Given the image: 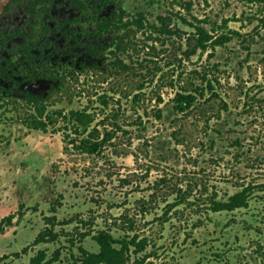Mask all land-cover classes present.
I'll return each mask as SVG.
<instances>
[{
    "label": "rangeland",
    "instance_id": "374dc122",
    "mask_svg": "<svg viewBox=\"0 0 264 264\" xmlns=\"http://www.w3.org/2000/svg\"><path fill=\"white\" fill-rule=\"evenodd\" d=\"M121 5L114 52L51 91L45 104L63 112L48 131L27 126L36 104L0 106V220L16 213L2 263L44 249L81 264L80 247L98 250L94 234L110 228L146 238L147 264H264V0ZM179 92L196 102L181 110ZM71 109L93 116L85 134ZM88 135L98 151L80 149ZM244 187L249 206L212 209ZM46 226L58 239L35 243Z\"/></svg>",
    "mask_w": 264,
    "mask_h": 264
},
{
    "label": "flooded vegetation",
    "instance_id": "af4514ba",
    "mask_svg": "<svg viewBox=\"0 0 264 264\" xmlns=\"http://www.w3.org/2000/svg\"><path fill=\"white\" fill-rule=\"evenodd\" d=\"M121 1L0 0V106L47 107L66 78L101 67L118 45Z\"/></svg>",
    "mask_w": 264,
    "mask_h": 264
},
{
    "label": "trees",
    "instance_id": "16d2710c",
    "mask_svg": "<svg viewBox=\"0 0 264 264\" xmlns=\"http://www.w3.org/2000/svg\"><path fill=\"white\" fill-rule=\"evenodd\" d=\"M142 23V22H141ZM199 30V43L196 47H205L206 42L210 39L211 35L203 27H198ZM177 106L184 110L186 107H191L197 100V95L192 92L181 93L179 92L176 97ZM32 103L36 102L37 109L32 111L29 116L26 117L25 121L29 128L35 130L48 131L49 127L54 125L56 122V114H62V110L52 112L48 107H42L41 102L36 98L31 99ZM58 116V115H57ZM68 121L78 122L74 126L75 132L85 134L86 130H81L77 127L81 123H90L93 121V116L84 109H71L67 114H64ZM91 136V133H90ZM82 138L79 145L80 149L87 152L98 151L99 145L102 143L91 142V138ZM252 194L249 188L244 187L241 190L233 193L227 199H214L212 201V209L215 211L222 210H236L237 208L249 206ZM19 216L22 213L19 211ZM16 217V213H10L2 217L0 220V231H4L8 226L13 224V220ZM58 239V233L53 227L46 226L44 230L40 231L35 238V243L49 242ZM94 239L97 241L98 250L90 251L84 247H80L81 250V264H147L146 255H142V252L147 248L148 241L146 238H139L138 235H123L122 237H116L113 231L108 228H102L94 234ZM28 247L25 246L22 252H27ZM15 254H20L16 252ZM7 256V255H6ZM47 251L42 249L36 255L32 256L31 264H53L54 259L46 261ZM3 256L0 257V264L2 263ZM56 260V259H55Z\"/></svg>",
    "mask_w": 264,
    "mask_h": 264
}]
</instances>
